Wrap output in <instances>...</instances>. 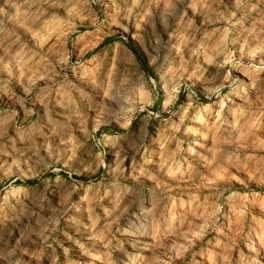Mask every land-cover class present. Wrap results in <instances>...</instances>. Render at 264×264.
<instances>
[{
	"label": "rangeland",
	"instance_id": "obj_1",
	"mask_svg": "<svg viewBox=\"0 0 264 264\" xmlns=\"http://www.w3.org/2000/svg\"><path fill=\"white\" fill-rule=\"evenodd\" d=\"M0 264H264V0H0Z\"/></svg>",
	"mask_w": 264,
	"mask_h": 264
}]
</instances>
